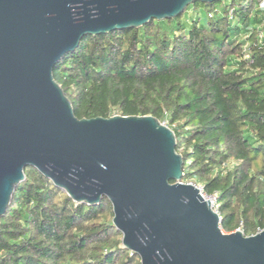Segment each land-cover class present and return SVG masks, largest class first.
Listing matches in <instances>:
<instances>
[{"label": "trees", "instance_id": "trees-1", "mask_svg": "<svg viewBox=\"0 0 264 264\" xmlns=\"http://www.w3.org/2000/svg\"><path fill=\"white\" fill-rule=\"evenodd\" d=\"M261 1L195 0L175 18L87 35L52 70L78 119L152 116L169 127L181 182L216 195L226 234L264 230ZM24 176L0 217V264H140L107 198L76 203L34 168Z\"/></svg>", "mask_w": 264, "mask_h": 264}, {"label": "water", "instance_id": "water-1", "mask_svg": "<svg viewBox=\"0 0 264 264\" xmlns=\"http://www.w3.org/2000/svg\"><path fill=\"white\" fill-rule=\"evenodd\" d=\"M194 1L0 0V217L31 167L76 203L107 198L140 264H264V230L222 232L209 201L181 182L169 127L152 116L78 119L53 78L84 36L175 18Z\"/></svg>", "mask_w": 264, "mask_h": 264}, {"label": "built area", "instance_id": "built-area-1", "mask_svg": "<svg viewBox=\"0 0 264 264\" xmlns=\"http://www.w3.org/2000/svg\"><path fill=\"white\" fill-rule=\"evenodd\" d=\"M258 8H259V10L261 11V13H263V15H264V0H262L260 3H259V5H258ZM209 16H211V15H209ZM189 184H191L192 186H194L195 188H197L198 189V192H199V195L202 197V199L204 200V201H209V206H210V208L213 210V211H215L216 213H217V211H216V195L215 194H212V195H206V194H204L203 192H202V189L200 188V187H197V186H195L194 184H192V183H189ZM258 233V232H257Z\"/></svg>", "mask_w": 264, "mask_h": 264}, {"label": "rangeland", "instance_id": "rangeland-1", "mask_svg": "<svg viewBox=\"0 0 264 264\" xmlns=\"http://www.w3.org/2000/svg\"><path fill=\"white\" fill-rule=\"evenodd\" d=\"M217 5H220L218 2H216ZM191 14V10H188L187 12H185V16L188 18Z\"/></svg>", "mask_w": 264, "mask_h": 264}]
</instances>
